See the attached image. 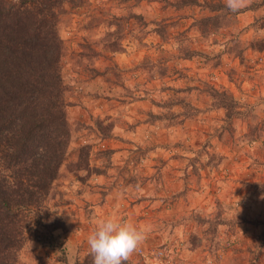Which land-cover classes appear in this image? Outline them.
Returning <instances> with one entry per match:
<instances>
[{
    "label": "rangeland",
    "instance_id": "obj_1",
    "mask_svg": "<svg viewBox=\"0 0 264 264\" xmlns=\"http://www.w3.org/2000/svg\"><path fill=\"white\" fill-rule=\"evenodd\" d=\"M173 1L65 4L58 31L74 142L50 206L41 212L63 219L68 229L50 238L37 225L39 212H33L20 264H93L87 238L107 217L144 229V241L129 258L133 264H146L139 249L159 248L187 264H264V0H251L235 25L209 37L192 25L211 14L200 7L176 11L168 5ZM160 23L168 25L167 43L154 33ZM109 32V40L120 42L124 52L104 50L100 42ZM84 45L101 56L81 57ZM180 45L199 55L180 59ZM86 78L100 80V96L90 91L92 84L82 82ZM212 88L228 92L239 104L242 114L232 126L226 111L214 106L208 93ZM169 95L173 100H167ZM140 97L152 101L154 112L132 105ZM176 99L198 112L186 118L181 106H159ZM97 120L114 122L112 138L100 136ZM83 144L92 146L91 165L105 170L85 182L83 173L67 169L77 158L73 150ZM88 194H97L106 210H90ZM81 202L85 209L79 208ZM80 213L85 221L71 225L70 218ZM64 233L83 237L71 246ZM62 246L72 251L71 258L63 257Z\"/></svg>",
    "mask_w": 264,
    "mask_h": 264
},
{
    "label": "trees",
    "instance_id": "obj_2",
    "mask_svg": "<svg viewBox=\"0 0 264 264\" xmlns=\"http://www.w3.org/2000/svg\"><path fill=\"white\" fill-rule=\"evenodd\" d=\"M77 2L0 0V264H20V253L28 241L29 217L36 210L37 225L50 238L53 232L68 229L63 219L41 211L50 206L54 183L67 164L74 142L66 98L69 88L62 75L64 43L58 25L65 4L74 7ZM168 5L179 12L194 7L208 11L211 15L195 20L192 25L203 37L235 25L240 13L230 12L219 0H174ZM154 33L164 43L168 42L167 23L158 24ZM112 35L109 32L101 40L104 50L114 54L124 52L120 42L109 40ZM83 49L86 52L81 57L91 60L101 56L91 45H84ZM178 52L180 59L199 55L184 45L178 47ZM87 71L99 74L95 69ZM165 72L166 69L161 70L160 74L164 76ZM208 93L214 106L226 111V121L232 126L242 114L234 97L215 88ZM159 106L168 109L181 106L186 118L198 112L184 99L162 102ZM112 122L106 125V121H96L103 139L112 138L115 128ZM91 148L83 144L74 149L77 158L67 165L69 172L83 173L82 182L105 171L91 165ZM208 224L215 229L213 222ZM124 264L133 263L128 260Z\"/></svg>",
    "mask_w": 264,
    "mask_h": 264
},
{
    "label": "clouds",
    "instance_id": "obj_3",
    "mask_svg": "<svg viewBox=\"0 0 264 264\" xmlns=\"http://www.w3.org/2000/svg\"><path fill=\"white\" fill-rule=\"evenodd\" d=\"M250 4L251 0H226V7L232 13H238ZM137 190H140L139 185ZM144 239V229L107 217L97 221V226L89 234L87 243L93 264H124Z\"/></svg>",
    "mask_w": 264,
    "mask_h": 264
},
{
    "label": "crops",
    "instance_id": "obj_4",
    "mask_svg": "<svg viewBox=\"0 0 264 264\" xmlns=\"http://www.w3.org/2000/svg\"><path fill=\"white\" fill-rule=\"evenodd\" d=\"M241 13V12H240ZM241 15V14H240ZM122 59H124V57H122ZM121 59V60H122ZM117 63V65L119 66V67H121V68H123V64L119 61L120 59H118L117 57L114 59ZM140 61H142V59H140ZM139 61V62H140ZM128 69V68H127ZM99 78V77H98ZM98 78H94V79H88V78H86V80H84V81H82V82H85V83H89L90 85L92 84V87H91V89H90V91L93 93V94H95V95H97V96H100V94L102 93V85L100 86H98L97 84H99V82H100V80H98ZM174 80V79H173ZM180 80H177V81H174V83L176 84V83H178ZM170 85H172V83L170 84ZM168 91H170L171 89L168 87V89H167ZM115 94V93H114ZM105 96H108V95H105ZM113 96V95H112ZM172 98V95H169V97L167 98V100L168 99H170V100H173V99H171ZM105 99V98H104ZM106 100H108V99H106ZM109 101H111L112 103L113 102H115L114 100H109ZM130 103H131V101H130ZM133 103H136V104H132V105H135V106H138V108H145V110H146V108L148 109V111L149 110H151V111H153L154 112V108H152V106L151 107H149L150 105H149V103H152V101L150 102V101H148V100H146V99H142L141 97H140V99H137L135 102H133ZM175 107H177V106H175ZM119 108V107H118ZM182 109V108H181ZM221 114V113H220ZM110 149H112V150H114V147H112V148H110ZM125 152H121V154H124ZM103 184H100V186H102ZM100 188V187H99ZM96 188H94L93 190H95ZM85 192V191H84ZM85 195L87 194V191L84 193ZM95 193H93L92 195H94ZM97 198H98V195L96 194L95 195ZM96 197H92L90 194H88V197L85 199V200H87V202L89 203V209L90 210H93V209H95L96 211L97 210H99L100 212H101V210L103 209V210H106V204L102 207V206H99L100 204L96 201ZM115 206H118L117 204H115V203H113ZM78 206H79V208H83V209H85L86 208V206L85 205H83V202H81V203H79L78 204ZM99 212V213H100ZM83 214L82 213H80V214H78V215H76V216H65L66 218H70L71 220H70V224L71 225H76V224H78V223H80V222H84L85 220H83ZM85 225H86V223H85ZM84 229H85V227H84ZM58 231H62V230H58ZM256 233V232H255ZM65 234V237L68 239V244H70L71 246H72V244H74L75 243V241L78 239V238H80V236H81V238L83 237V235H82V233L81 234H79L78 236H75V234H72V233H64ZM61 236V235H60ZM249 238H251V237H249ZM67 241V240H66ZM33 246V248H35V246L36 245H32ZM56 247V246H55ZM59 247V246H58ZM57 249H60V248H57ZM62 250H63V257H67V258H71V256H72V251L70 250V248H69V254L67 253L68 251L67 250H64L63 249V246H62V248H61ZM53 253H55V251L53 252ZM67 253V254H66Z\"/></svg>",
    "mask_w": 264,
    "mask_h": 264
},
{
    "label": "built area",
    "instance_id": "obj_5",
    "mask_svg": "<svg viewBox=\"0 0 264 264\" xmlns=\"http://www.w3.org/2000/svg\"><path fill=\"white\" fill-rule=\"evenodd\" d=\"M138 254L144 258L146 264H187L184 258H177L171 251L159 248L152 252L139 249Z\"/></svg>",
    "mask_w": 264,
    "mask_h": 264
}]
</instances>
